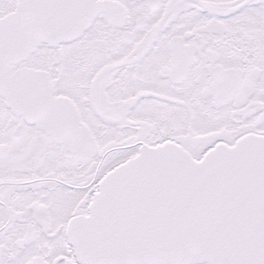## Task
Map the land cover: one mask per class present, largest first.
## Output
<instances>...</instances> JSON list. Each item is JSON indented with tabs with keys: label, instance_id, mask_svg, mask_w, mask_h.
<instances>
[{
	"label": "snow or ice",
	"instance_id": "6c2138e0",
	"mask_svg": "<svg viewBox=\"0 0 264 264\" xmlns=\"http://www.w3.org/2000/svg\"><path fill=\"white\" fill-rule=\"evenodd\" d=\"M0 264H264V0H0Z\"/></svg>",
	"mask_w": 264,
	"mask_h": 264
}]
</instances>
